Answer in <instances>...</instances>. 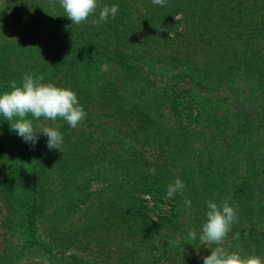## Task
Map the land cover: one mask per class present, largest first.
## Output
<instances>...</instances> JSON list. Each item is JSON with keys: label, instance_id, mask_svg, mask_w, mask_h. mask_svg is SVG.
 Segmentation results:
<instances>
[{"label": "trees", "instance_id": "trees-1", "mask_svg": "<svg viewBox=\"0 0 264 264\" xmlns=\"http://www.w3.org/2000/svg\"><path fill=\"white\" fill-rule=\"evenodd\" d=\"M64 15L59 0H0V92L30 72L86 112L76 127L34 121L59 129L60 151L0 120V264H202L209 200L237 208L221 244L264 260V0Z\"/></svg>", "mask_w": 264, "mask_h": 264}, {"label": "clouds", "instance_id": "clouds-1", "mask_svg": "<svg viewBox=\"0 0 264 264\" xmlns=\"http://www.w3.org/2000/svg\"><path fill=\"white\" fill-rule=\"evenodd\" d=\"M154 4L163 5L164 0H152ZM64 16L71 24L80 25L93 14L98 7V0H59ZM118 7L116 4L105 5L100 8L98 18L92 23L106 22L115 19ZM39 76L25 73L19 85L15 80L9 82L8 91L0 92V120L11 121L10 129L22 142L35 146L40 136H45L48 149L60 148L63 144V135L56 127L44 126L37 131L34 121L43 117L45 120L56 122L62 119L70 127H76L86 118L84 107L79 103L77 94L71 86H58L52 82L42 83ZM184 183L175 178L166 188L165 196L172 198L174 194L182 193ZM205 219L200 225L198 239L204 247L215 245L210 254L202 257V264H264L259 256L241 255L238 251H228L222 244L230 225L236 219L237 208L228 203L217 204L207 201ZM183 204L186 209L191 207L192 201L185 198ZM190 238H197V233L189 230ZM238 233L232 238L236 239ZM207 248V247H206Z\"/></svg>", "mask_w": 264, "mask_h": 264}]
</instances>
